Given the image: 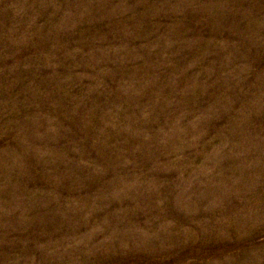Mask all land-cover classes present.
<instances>
[{
    "label": "rangeland",
    "instance_id": "rangeland-1",
    "mask_svg": "<svg viewBox=\"0 0 264 264\" xmlns=\"http://www.w3.org/2000/svg\"><path fill=\"white\" fill-rule=\"evenodd\" d=\"M0 264H264V0H0Z\"/></svg>",
    "mask_w": 264,
    "mask_h": 264
}]
</instances>
